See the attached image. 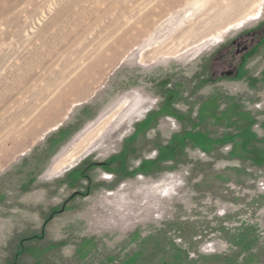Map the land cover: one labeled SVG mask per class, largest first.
I'll list each match as a JSON object with an SVG mask.
<instances>
[{"label":"rangeland","instance_id":"374dc122","mask_svg":"<svg viewBox=\"0 0 264 264\" xmlns=\"http://www.w3.org/2000/svg\"><path fill=\"white\" fill-rule=\"evenodd\" d=\"M263 21L264 0H0V264H264V61L195 86ZM213 97L201 130L240 107L257 139L187 147L163 113Z\"/></svg>","mask_w":264,"mask_h":264},{"label":"flooded vegetation","instance_id":"af4514ba","mask_svg":"<svg viewBox=\"0 0 264 264\" xmlns=\"http://www.w3.org/2000/svg\"><path fill=\"white\" fill-rule=\"evenodd\" d=\"M254 57H260V59L264 61V21L259 23L256 27L243 33L240 37L233 40L231 43L224 46L219 51V54L217 56L212 57L208 65L205 66V70L200 74V76L198 75L199 77L196 78L195 86L197 88H202L207 85H216L225 82H240L242 80H246V82L252 85L259 79V76L264 79V69L260 71L259 76H254L250 73L248 65L251 59ZM214 97L212 99H202V101L199 103V109L197 110V113L194 114V112L189 111V117L187 118L183 116L182 113L177 111H166L165 113H163L164 116L169 114L170 117L175 119V122L178 121L180 123H184L185 126H192L191 129H188L186 131L184 137L187 147L197 149L203 154H207L215 148H220L226 144H233V148H235L237 145L236 143L238 142L247 144L251 142V140H254L256 136L254 137L253 126L258 115L246 111L240 107L231 108L230 106H228L227 109L222 111L219 116L220 118L217 119V122H223V126H226V128H228L227 130L234 129V131H223L221 135H218L214 133V130L212 131L208 129H200V127L207 126L208 120H206V118L203 116V110L208 107L212 108L213 103L215 102ZM226 100H230L229 95H227ZM154 109L155 108L151 110ZM161 114L162 113H160V111H156V113L153 114L154 116L151 115L150 117H155L156 115L160 116ZM215 114L217 115V113H212L213 117H215ZM196 136L200 138H197ZM261 154L262 155H260L258 159L259 161L264 158L263 153ZM93 165H98V163H95ZM105 165L112 169L113 165H115V159L108 163H102L101 166L104 168ZM140 166H143L142 170H144L145 166L142 163ZM127 171L129 172V170ZM130 172H133V175L137 174L139 173V168L136 167L135 169H131ZM124 175L128 176V174ZM62 209L63 207H60V205L51 209L52 216L50 215L49 217H47L40 234L22 238L20 243L21 250L20 253L16 254L17 256L23 253V245L25 242L35 239L41 240L45 236L46 224L49 222V220L55 217L54 214L62 212ZM93 240L94 241L87 242L82 247H80V249L78 250L80 256H85L88 251L91 252L95 249L98 244L95 239ZM115 260H118L117 257H115L114 255H109L104 259V264H110ZM123 260L124 262H122V264H129L130 257Z\"/></svg>","mask_w":264,"mask_h":264},{"label":"built area","instance_id":"2783aa9c","mask_svg":"<svg viewBox=\"0 0 264 264\" xmlns=\"http://www.w3.org/2000/svg\"><path fill=\"white\" fill-rule=\"evenodd\" d=\"M255 107L259 110V109H264V101H259L255 104ZM260 186L262 188V190H264V183H260Z\"/></svg>","mask_w":264,"mask_h":264},{"label":"crops","instance_id":"0c3cea01","mask_svg":"<svg viewBox=\"0 0 264 264\" xmlns=\"http://www.w3.org/2000/svg\"><path fill=\"white\" fill-rule=\"evenodd\" d=\"M262 129L264 130V123L262 124ZM257 137L256 133L254 132V137ZM56 169V168H55ZM57 170V169H56ZM61 169H58L57 171H60ZM106 179H109V177H106Z\"/></svg>","mask_w":264,"mask_h":264},{"label":"bare ground","instance_id":"6f19581e","mask_svg":"<svg viewBox=\"0 0 264 264\" xmlns=\"http://www.w3.org/2000/svg\"><path fill=\"white\" fill-rule=\"evenodd\" d=\"M259 15H260V11H259V13L257 14V16H256V19L257 18H259ZM64 166H62V167H56V169L58 170V169H62Z\"/></svg>","mask_w":264,"mask_h":264}]
</instances>
